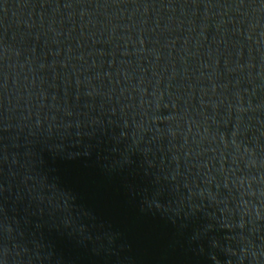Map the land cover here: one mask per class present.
<instances>
[{
	"label": "water",
	"instance_id": "1",
	"mask_svg": "<svg viewBox=\"0 0 264 264\" xmlns=\"http://www.w3.org/2000/svg\"><path fill=\"white\" fill-rule=\"evenodd\" d=\"M0 264H264V0H0Z\"/></svg>",
	"mask_w": 264,
	"mask_h": 264
}]
</instances>
